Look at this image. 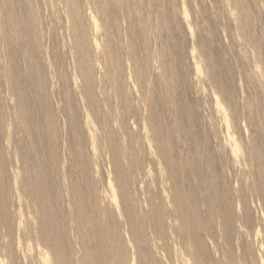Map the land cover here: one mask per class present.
I'll return each instance as SVG.
<instances>
[{"label":"bare ground","instance_id":"6f19581e","mask_svg":"<svg viewBox=\"0 0 264 264\" xmlns=\"http://www.w3.org/2000/svg\"><path fill=\"white\" fill-rule=\"evenodd\" d=\"M0 264H264V0H0Z\"/></svg>","mask_w":264,"mask_h":264}]
</instances>
